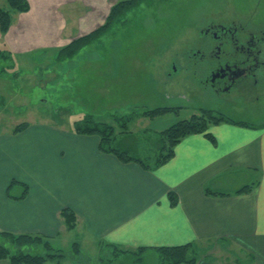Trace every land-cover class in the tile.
<instances>
[{
    "label": "crops",
    "instance_id": "obj_1",
    "mask_svg": "<svg viewBox=\"0 0 264 264\" xmlns=\"http://www.w3.org/2000/svg\"><path fill=\"white\" fill-rule=\"evenodd\" d=\"M28 1L5 33L10 51L21 54L60 51L102 26L120 0ZM234 112L237 119L185 136L157 169L102 151L99 135L78 133L71 122L0 133V230L49 238L81 231L88 242L133 252L226 239L230 251L251 258L246 264H264V118ZM64 208L78 217L72 229Z\"/></svg>",
    "mask_w": 264,
    "mask_h": 264
},
{
    "label": "rangeland",
    "instance_id": "obj_2",
    "mask_svg": "<svg viewBox=\"0 0 264 264\" xmlns=\"http://www.w3.org/2000/svg\"><path fill=\"white\" fill-rule=\"evenodd\" d=\"M245 2L248 3L247 0H146L118 21L109 22V13L104 22L109 23L108 29L66 58H59V50L54 48L24 54L10 51L5 34L0 33V133L15 131L25 123L70 125L71 122L74 128L78 121L91 115L96 121L113 125L119 133L126 126L122 116L135 110L138 114L127 123L128 130L139 139L134 153L151 160L155 144L150 138H156L159 131L178 120L194 114L201 116L204 106L237 119L229 104L204 99L206 89L200 81L204 65H199L196 50L203 38L200 33L203 24L213 18L231 19L240 14V10L231 7L223 15L213 16V6L223 9L231 3ZM0 7L11 9L7 0H0ZM12 16L15 21L14 12ZM159 106H174V110L156 116L141 113ZM74 119L77 121L73 122ZM79 232L48 237L55 249L68 254L55 261L110 264L114 248L104 242H88ZM75 242L79 254L74 251ZM198 246L200 259L217 256L227 264L252 261L236 248L230 251L226 239ZM44 249L43 245H36L30 251L46 253ZM157 254L149 252L141 262L129 254L128 257L121 254L115 264H156Z\"/></svg>",
    "mask_w": 264,
    "mask_h": 264
},
{
    "label": "trees",
    "instance_id": "obj_3",
    "mask_svg": "<svg viewBox=\"0 0 264 264\" xmlns=\"http://www.w3.org/2000/svg\"><path fill=\"white\" fill-rule=\"evenodd\" d=\"M10 5V10L0 7V33L5 34L13 22V12H25L30 9V3L28 0H7ZM146 0H120L111 9L108 21L112 23L114 19L120 20L127 11L133 9L136 5ZM109 23L103 24L95 31L79 37L73 40L68 45L61 48L59 51V58H66L74 56L84 45L88 44L92 39L96 38L99 34L102 35L108 29ZM1 50V49H0ZM174 110L172 107H155L153 109H147L141 113L148 116L161 115L167 111ZM212 108H203L201 110V116L196 114L191 118H185L178 120L171 124L167 128L158 132L156 138H150L153 140L155 146L151 149L152 158L146 160L142 155H138L134 152L135 147L138 146L139 139L135 138V134L128 130L127 123L134 117L135 112H131L129 115L122 116L126 124L123 131L115 132V127L107 122L96 121L91 116L83 118L74 125V130L81 134H98L101 136L100 149L104 152L115 154L121 160L129 162L136 161L144 165L146 168L157 169L160 165H163L170 160L175 154L176 145L187 135L194 133H204L208 130V124L210 122H220L222 120H229L225 115H217ZM130 118H126L129 117ZM94 117V116H93ZM27 127V123L23 124L19 129L14 132L23 130ZM154 157V158H153ZM250 185L243 187L240 191H246L250 189ZM28 191L27 186L22 194V197L26 195ZM172 196H174L172 194ZM172 203H176L177 199L172 197ZM62 216L68 228L72 229L77 225L78 217L76 212L70 208H64ZM0 237H3V241L0 243V259H9L13 264H45L49 261H55L66 257L68 254L62 249H55L50 239L43 234L32 233H19L15 234L5 230H0ZM43 245L46 253H33L30 251L33 246ZM114 248V254L109 257L110 264H115L121 254L134 257V260L141 262L144 260L143 255H147L149 252H157L158 264H182L189 263L195 264L199 259V253L196 244L188 243L176 246H164L159 248H147L141 247L137 251H126L119 249L116 245L107 244ZM74 251L80 253L78 248V242L74 243ZM28 249V250H26ZM149 249H155L148 251ZM129 254V255H128ZM160 259V260H159ZM56 264H62L60 260L55 261ZM156 263V264H157Z\"/></svg>",
    "mask_w": 264,
    "mask_h": 264
},
{
    "label": "flooded vegetation",
    "instance_id": "obj_4",
    "mask_svg": "<svg viewBox=\"0 0 264 264\" xmlns=\"http://www.w3.org/2000/svg\"><path fill=\"white\" fill-rule=\"evenodd\" d=\"M247 1L212 7L213 16L231 7L240 14L203 24L196 54L199 65H204L200 78L204 99L229 104L238 117L259 119L264 118V0Z\"/></svg>",
    "mask_w": 264,
    "mask_h": 264
}]
</instances>
